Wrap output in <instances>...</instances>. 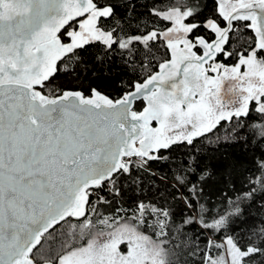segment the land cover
I'll list each match as a JSON object with an SVG mask.
<instances>
[{"label": "snow or ice", "instance_id": "1", "mask_svg": "<svg viewBox=\"0 0 264 264\" xmlns=\"http://www.w3.org/2000/svg\"><path fill=\"white\" fill-rule=\"evenodd\" d=\"M211 5L0 0V264H36L33 250L44 234L70 218L79 231L49 264H171L170 238L193 225L223 234L209 237L204 249L193 246L201 264H264V222L246 237L230 234L243 215L240 202L264 193V161L250 189L228 198L229 207L211 219L199 199L216 169L197 173L195 158L173 175L178 190L189 191L173 194L184 205L179 223L165 197L139 200L131 215L100 211L122 195V178L136 184L140 173L154 174L153 163H167L174 147H191L218 127L226 131L217 143H264V0ZM159 47L165 54L157 60ZM89 49L97 62L119 61L130 71L121 96L50 87L62 65L82 62ZM225 80L233 82L231 105L221 99ZM141 100L144 107L135 110ZM125 241L127 253L119 247Z\"/></svg>", "mask_w": 264, "mask_h": 264}, {"label": "trees", "instance_id": "2", "mask_svg": "<svg viewBox=\"0 0 264 264\" xmlns=\"http://www.w3.org/2000/svg\"><path fill=\"white\" fill-rule=\"evenodd\" d=\"M146 0H139L142 5ZM170 0H158L163 6ZM209 7H212L209 0ZM122 9L118 15L122 14ZM137 12L146 13L143 7H138ZM147 14L141 17V23H148ZM133 27L136 24L133 23ZM160 27H164L163 24ZM200 35H205V31L201 30ZM247 35L242 36V40L247 39ZM239 47V44H235ZM155 51V50H154ZM96 49H89L82 59V62H69L68 70H63L57 75L50 87L60 88L64 90H79L86 94L91 88H97L105 94L117 98L123 94L125 84L131 79L128 69L120 66L119 61H105L103 64L91 58V54H95ZM165 50L159 47V51H155L157 60L163 57ZM221 60L225 63H234V59ZM141 104L134 105L135 110H140ZM225 128L214 129L213 132L207 133L204 138H199L193 146L180 145L174 147L171 152L166 155L169 157L167 163H153L151 169L154 174L140 173L139 180L136 184L130 181L125 182L122 178L123 185L122 195L112 199L111 205L102 206L100 211L105 215H111L116 212L117 208L128 209L127 215H131V210L135 204L141 200H154L164 203L161 197H165L176 212L175 220L179 223L181 210L184 209L183 203L179 199H173L175 196L189 195L188 187L183 189L177 188L173 175L184 167V161L195 158L199 167L196 169L199 173L200 168L205 166L216 169V176L204 187V191L200 196L199 204H203L208 213L206 218L211 219L217 214H223L225 209L229 207L228 198L236 199L241 193L250 189L249 181L261 173L258 171L259 165L264 161V143H258L256 140H250L245 143L242 140L238 142H225L221 140L216 142V138L225 135ZM241 136L247 135L245 132L240 133ZM164 177L165 179H161ZM193 181L195 177L192 178ZM259 185H257V188ZM243 209V215L233 224L230 234L238 237H246L249 230L255 225L259 226L264 222V193L257 191L255 198L252 200H244L240 202ZM198 208V204L195 205ZM186 214H198L197 212ZM77 228V221L70 218L67 222H62L55 227V230L45 234L41 240V245L33 251L36 263L49 260L61 253V245L65 243L67 236ZM87 231V230H85ZM145 234L152 235L151 230L145 229ZM223 234H214L211 232H203L195 225L183 228L180 233H174L170 238L171 242L167 245L169 256L167 259L171 264H201L202 253L192 255L193 246L198 243L201 249L206 246L207 239L212 237L219 240ZM88 237H84L86 240ZM153 239L156 240L155 236ZM83 240L74 241V243H82ZM243 242H247L245 239Z\"/></svg>", "mask_w": 264, "mask_h": 264}, {"label": "flooded vegetation", "instance_id": "3", "mask_svg": "<svg viewBox=\"0 0 264 264\" xmlns=\"http://www.w3.org/2000/svg\"><path fill=\"white\" fill-rule=\"evenodd\" d=\"M226 82H227V80H225L223 83L225 84ZM232 88H233V86H231L227 89H224V91L221 89V99L226 105H231L232 101L235 99V94L233 93ZM137 103L141 104V108L143 107L142 102H137Z\"/></svg>", "mask_w": 264, "mask_h": 264}, {"label": "rangeland", "instance_id": "4", "mask_svg": "<svg viewBox=\"0 0 264 264\" xmlns=\"http://www.w3.org/2000/svg\"><path fill=\"white\" fill-rule=\"evenodd\" d=\"M233 86V82L230 81V80H227V82L224 84L223 83V86H222V90L224 91V89H227L229 87ZM105 232H107V229H105ZM98 239H104L105 237H96ZM120 251L123 252V253H127L128 251V244H127V241H125V243L121 244L120 246ZM44 263H49V260H45L44 262H41V263H38V264H44Z\"/></svg>", "mask_w": 264, "mask_h": 264}, {"label": "water", "instance_id": "5", "mask_svg": "<svg viewBox=\"0 0 264 264\" xmlns=\"http://www.w3.org/2000/svg\"><path fill=\"white\" fill-rule=\"evenodd\" d=\"M137 102H142V103H143V107H144V104H145L144 101L141 100V101H137ZM137 102H136V103H137ZM136 103H135V104H136ZM143 107H142V108H143ZM142 108H141V109H142ZM74 219H75V218H74ZM62 222H63V221H62ZM62 222H61V223H62ZM51 230H52V229H50L49 232H50ZM45 234H47V233H45ZM45 234H44V235H45ZM38 246H39V245H37V247H38ZM34 250H35V249H34ZM34 250H33V251H34ZM36 264H37V263H36ZM44 264H49V263H44Z\"/></svg>", "mask_w": 264, "mask_h": 264}]
</instances>
